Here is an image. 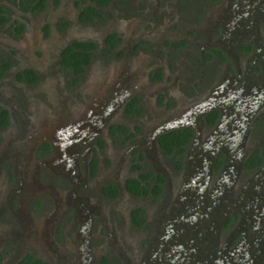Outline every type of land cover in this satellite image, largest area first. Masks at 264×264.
<instances>
[{
	"label": "flooded vegetation",
	"instance_id": "obj_1",
	"mask_svg": "<svg viewBox=\"0 0 264 264\" xmlns=\"http://www.w3.org/2000/svg\"><path fill=\"white\" fill-rule=\"evenodd\" d=\"M70 1L75 7L72 17L59 12L63 0H0V30L11 37L25 35L29 19L34 18L41 19L39 29L66 32L74 23L105 26L114 16L136 13L142 17L141 24L134 26L130 35L107 28L98 39L64 37L56 48L52 65L63 73L67 90H73L72 96L66 95L70 106L65 107L62 117L55 118H62L61 125L54 129L35 127L25 133L30 136L25 154L16 146L8 151L0 146V162L3 159L7 166L15 165L8 177H13L16 166L32 160L34 176H41L58 187L73 185L68 196H58V199L54 196L57 200L50 204L44 198L32 200V208L43 214V218L50 209L60 207L52 220V238L62 240L63 253L48 252L41 257L26 250L25 243L21 242L9 255L0 248V264H14L29 253L43 264H114L115 261L126 264L112 249L116 219L120 229H142L148 220L144 197H157L160 193H131L124 185L126 178L136 177L146 185V182L152 183L154 175L160 174V191H163L175 173L190 171L191 180L202 181L212 176L209 180L213 185L232 168V161L244 178L234 187L229 208L225 210L219 205L214 208L217 201L209 197L211 192L196 198L194 191L195 196L189 193L187 198L195 197L190 200V208H196L193 216L197 222L212 216L208 217L210 222L204 219L209 225L206 228L200 225V228L208 232L218 228L216 235L206 233V239L200 244L207 249L196 252L194 259L206 258L205 264H214L212 257L216 256L217 263L227 259L229 262L226 260L225 264H233L243 250L245 258L240 264H263L264 0ZM50 8L57 10L52 18L46 16ZM42 18L46 22L42 23ZM74 41L92 43L88 48L74 46L75 52H88L85 63L82 56L78 57L76 67L82 68L77 73L73 65L65 63L66 47ZM133 53L138 58L132 57ZM116 57L121 60L113 64L117 72L114 78L103 80L101 92L97 91L101 96L84 99L78 86L88 64L94 60L113 63ZM38 67L20 62L0 44V110L7 116L0 125L2 138L8 132L7 139L16 138L15 113L24 109L28 88L42 81ZM29 70L34 72V80L28 79ZM9 96L13 107L5 103ZM19 118L23 120L26 115L21 113ZM20 128L26 126L21 123ZM179 128H188L190 136L178 155L181 166L176 168L170 156L159 147L157 136ZM247 134L253 138L246 139ZM260 142H263L261 148ZM254 149L259 151L260 162L246 167L244 160ZM159 161L165 166L158 167ZM106 162L115 167L119 165L124 172L114 179L105 167ZM140 172L148 175L142 179L138 176ZM24 179L16 181L22 184ZM109 184L114 185L113 195L103 188ZM211 185L209 188L215 191L217 188L213 190ZM31 195L19 202L24 204ZM118 198L127 202L124 212L112 206ZM104 202H109L106 213L100 211V204ZM135 207L140 208L138 213L143 219L140 225H135L131 216V209ZM214 210L218 227L212 224ZM92 225H95L93 231ZM171 231L174 244L180 243L179 239L188 244L190 231L185 224ZM246 231H249L247 238ZM16 236L21 241L20 235ZM96 240L100 242L94 245ZM182 247L185 251V245ZM187 247L190 249L187 256L199 249L192 242ZM154 256L159 264L173 263L167 261L173 258L162 251Z\"/></svg>",
	"mask_w": 264,
	"mask_h": 264
},
{
	"label": "rangeland",
	"instance_id": "obj_2",
	"mask_svg": "<svg viewBox=\"0 0 264 264\" xmlns=\"http://www.w3.org/2000/svg\"><path fill=\"white\" fill-rule=\"evenodd\" d=\"M56 11L50 8L46 16L52 18L53 14H56ZM59 12L72 17L75 13V7L70 0H63L62 5L59 7ZM43 20L42 18V23L46 22ZM141 20L142 17L139 13L126 14L110 18L109 24L105 26L76 25L74 23L66 32L60 30L49 32L47 28L39 29L38 26L41 19L35 20L34 18H30L27 33L25 35L11 37V35H7V33H3L0 30V44L10 50L20 62L29 65H38L42 74V81L28 88L29 96L23 107L24 109L18 110V113H15L14 132L17 133L16 138L7 139V134L9 132L4 134L3 138L0 135V146H2L5 151L16 146L20 148L19 151L21 154H25L26 145L30 142V136L24 135L25 133L34 130L35 127L45 126L49 129H54L61 125L62 118H55L58 115L62 117V112L65 110V107L70 106L71 101L66 98V95L72 96L73 90L71 89L70 92L67 90L63 83V73L56 70L52 63L56 48L64 41V37L98 39L100 34L103 33V30L107 28L117 30L122 35H130L133 34L134 26L141 24ZM169 20L170 19L166 21L169 22ZM159 23L162 24V21L160 20ZM169 29H171V27H169ZM137 56L138 54L136 53L132 55V57ZM137 58L133 59L138 60ZM119 60L120 58L116 57L113 63L108 60H94L88 64L82 74L81 85L78 86V89L82 88L84 99L89 98L91 95L101 96L97 91L99 90L101 92L104 79L114 78L117 69L114 72V68L116 67L113 64H117L121 61ZM238 62L241 64L243 60L240 58ZM5 103L13 107L10 96L6 98ZM21 113L26 115V118L23 120L19 118ZM21 123L26 126V128L19 129ZM252 138L251 134H247L246 139L249 140ZM262 143L263 142H260L258 145L260 148ZM30 161L26 160L23 165H20L18 168L16 166L13 171V177H8V175L10 169L12 170V167L15 165L7 166L3 159L0 162V233L3 234L0 235V248L9 255L14 253L17 246L22 242V245L25 243L26 250L37 253L41 257L47 256L48 252L61 254L63 253L64 247L62 240L58 239L54 240V242L52 238L54 237L52 220L57 216L60 207L50 209V211L47 208L49 212L44 219L41 217L43 214L36 212L32 208V200L38 197L44 198L50 204L52 201L54 202L57 200L58 196H68L69 192L73 190L74 187L69 184H67L66 187H58L41 176H34L32 171L33 164ZM70 162L71 161H68L69 166L71 165ZM76 162L79 164V161ZM158 164V167L165 166L161 161H159ZM234 165L235 161H232V168L227 169L225 175L220 177V181L213 185H211L209 180L212 176L206 178V180L200 181L195 180V178L191 180L193 174H191L190 171L175 173L170 178L167 188L160 191L157 197L149 195L144 197L146 217L148 220L142 229H120L119 220L115 218V240L112 246L114 255L126 264H159L158 258L154 255H158V253L162 251L163 254L173 258L172 260L166 259L167 261H173L172 264H193L195 260V263L205 264L208 259L201 257L194 259L195 253L202 251V248L207 249L206 246H201L200 243L206 239V233H208L209 236L213 234L216 235L218 228L215 230L212 229L209 232L208 230L205 231L202 229L209 225L207 221L210 222L211 219L208 217L212 216L203 217L207 221L202 219L201 222H197L195 216H193V210L196 208H190V200H193L195 197H192L190 200L187 198H189V193L194 194V191L196 198L203 197L205 194L208 196L209 192H211L209 197L217 201L213 206L214 208H217L216 205L223 207L225 210L229 208L233 200L232 194L235 189L234 187L244 178V174L241 173L240 175ZM105 167L108 169L109 174H112L114 179L118 178L120 172H124L119 165L115 167L108 162H106ZM183 174H186L187 177L183 178ZM24 178H28V180L26 181ZM16 179L19 181L20 179H24V182L22 181L23 183L21 184L17 182ZM210 185L213 186V190L215 188L217 189L212 191L209 188ZM24 186H26V188ZM19 192L22 193L18 194ZM33 192L34 194L31 195ZM28 195H31L30 199H26L24 204L19 202L20 199L23 200L22 198ZM54 196H56L57 199ZM199 200L201 199L199 198ZM108 203L109 202H104L100 204L101 212L106 213L107 207L109 206ZM126 205V200L121 198L116 199V201L112 203L113 208L119 209L121 212L125 211L124 207H126ZM114 211L116 214V210ZM215 214V210L211 211V215H214L212 218V224L215 225L214 227L218 225V218ZM182 216L188 219H182ZM240 222L244 223V221ZM180 224H185L187 231H190V234H188V244L181 239H179L180 243L174 244V240L171 236V229ZM200 225H202V228L199 227ZM94 227L95 225H92V231ZM102 229L103 228L100 229L101 235H104ZM224 232V229L220 230L219 242ZM246 233L249 234V231L244 232L245 238H247ZM16 235H20L21 241ZM111 235L113 236V232H111ZM236 235H240V233L237 232ZM198 236H201L202 239L200 240ZM190 238L192 239L190 240ZM99 242V240H96L94 245ZM191 242L199 249L197 251L192 250L187 256V250H190L187 249V246L189 243L191 245ZM172 244L179 245L172 248L174 246ZM183 245H185V251L183 250ZM146 250H148V252ZM244 253L245 252L242 250V253L239 255L240 258L233 260V264L244 262ZM151 257L153 258L152 260ZM212 259H214V264H220V262L217 263L219 259H217L216 256H213ZM226 260L223 259L221 261L222 264H225ZM227 261L229 262V260Z\"/></svg>",
	"mask_w": 264,
	"mask_h": 264
},
{
	"label": "trees",
	"instance_id": "obj_3",
	"mask_svg": "<svg viewBox=\"0 0 264 264\" xmlns=\"http://www.w3.org/2000/svg\"><path fill=\"white\" fill-rule=\"evenodd\" d=\"M106 1V0H103ZM110 36V35H108ZM74 46H82L83 48H88L92 46L91 42L88 41H74L73 44L67 45V49L65 51L66 58L65 63L67 65H73L74 73H77L79 70H81L82 67H76V65L79 64L78 57L82 56V61L85 63L88 60V52H79V51H73ZM86 53V54H85ZM29 76L28 79L34 80V72L29 70L28 71ZM6 113L4 110H0V125H3L6 121ZM190 136L188 128H179L174 130H168L163 133H160L157 136V142L159 147L162 149V151L169 155L171 158V162L174 164L176 168H179L181 166L180 158L178 157L179 153L183 150L185 142L188 140ZM260 162V154L257 149H254L248 157L244 160V165L246 167H251L258 165ZM135 167V166H134ZM148 175L145 172H140L139 177L144 179ZM153 181L146 182V185H143L140 183L139 179L136 177H128L125 179L124 185L128 191L134 194H147L148 192H151L152 195H156L161 190L160 181H162V176L160 174L154 175ZM109 195H113L115 193V188L113 184H109L103 187ZM139 207H135L131 209V216L135 220V225H140L143 221V219L139 216ZM14 264H43L40 259L34 258L32 254H26L23 257H21L19 260H17ZM102 264H105V262H102ZM114 264H121L118 261H115Z\"/></svg>",
	"mask_w": 264,
	"mask_h": 264
}]
</instances>
